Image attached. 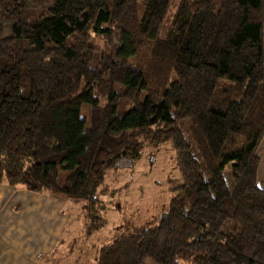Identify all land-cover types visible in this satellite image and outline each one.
I'll return each instance as SVG.
<instances>
[{
    "label": "trees",
    "instance_id": "16d2710c",
    "mask_svg": "<svg viewBox=\"0 0 264 264\" xmlns=\"http://www.w3.org/2000/svg\"><path fill=\"white\" fill-rule=\"evenodd\" d=\"M163 2L0 0V184L89 209L170 142L179 195L95 264H264V0H179L165 32Z\"/></svg>",
    "mask_w": 264,
    "mask_h": 264
},
{
    "label": "rangeland",
    "instance_id": "374dc122",
    "mask_svg": "<svg viewBox=\"0 0 264 264\" xmlns=\"http://www.w3.org/2000/svg\"><path fill=\"white\" fill-rule=\"evenodd\" d=\"M178 2L164 0L156 20V26L163 32L170 26ZM83 115H86L85 110ZM181 183V173L170 142L146 145L141 158L121 160L106 170L104 183L95 193L100 199L90 203L89 209L84 202L66 198L64 209L60 212L62 220L59 221L63 229L57 241L64 239V246L67 247L74 238H78L79 242L72 252H66L65 247L54 256V264H75L78 261L81 264L83 260H88V256L94 260L97 249L111 242L116 234L139 232L154 225L168 210L171 200L179 195L181 189L178 186ZM33 194L41 196V193ZM181 202L189 206L187 200L181 199ZM96 215L104 219V224L86 235L90 218L93 222L100 221L96 220Z\"/></svg>",
    "mask_w": 264,
    "mask_h": 264
},
{
    "label": "crops",
    "instance_id": "0c3cea01",
    "mask_svg": "<svg viewBox=\"0 0 264 264\" xmlns=\"http://www.w3.org/2000/svg\"><path fill=\"white\" fill-rule=\"evenodd\" d=\"M258 154V182L264 189V138ZM32 192L21 186L0 184V264H54V256L67 247L64 239L57 241L63 229L59 221L66 198L49 193L38 197ZM78 242V238L70 240L66 252H72ZM95 260L89 256L85 262L95 264Z\"/></svg>",
    "mask_w": 264,
    "mask_h": 264
}]
</instances>
